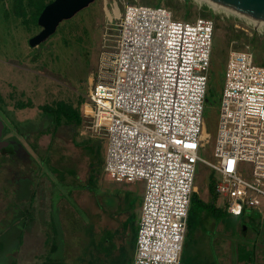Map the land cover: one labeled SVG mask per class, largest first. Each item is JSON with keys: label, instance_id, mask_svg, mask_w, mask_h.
<instances>
[{"label": "rangeland", "instance_id": "rangeland-1", "mask_svg": "<svg viewBox=\"0 0 264 264\" xmlns=\"http://www.w3.org/2000/svg\"><path fill=\"white\" fill-rule=\"evenodd\" d=\"M166 1L174 4L170 6L174 19L201 16L197 14L203 5L213 9L220 17L215 44L224 53V60L232 47V36L236 39L234 48L252 50L257 62L264 60V23L213 3L218 7L215 8L206 0H191V17L185 14V0H95L73 18L61 22L56 33L36 47L29 40L42 28L31 20L24 22L16 11V0H0V121L4 141L15 137L30 148L26 156L8 158L3 154L11 146L0 147V264H42L50 258L64 264H134L144 182L118 181L107 174L104 165L108 138L91 132L87 127L90 117L81 109L93 89L91 78L95 80L97 76L101 52L117 45L126 6L143 3L167 7ZM204 16L212 14L206 12ZM253 35L254 44L250 40ZM225 63L215 65L217 70L212 75L206 130L213 138L200 151L203 158L213 162L218 161L212 146ZM58 101L69 104L70 109H79L83 123L69 126L44 110ZM51 130L56 134L47 149L50 136L44 135L42 140L39 137ZM41 142L44 149L38 148ZM211 175L221 178L204 163L198 164L197 192L204 200L211 196ZM46 179L56 186L47 188L52 194L49 200L65 197L61 219L54 222L44 221L43 210H35L41 204V185ZM224 203L225 199L219 197L218 204L225 207ZM95 208L101 214L95 213ZM22 209H30L27 219ZM104 214L111 226L101 223ZM212 221L195 234L197 244L194 241L187 245V258L200 264H253L238 259L253 251L257 264L264 261V201L261 209H246L241 215L229 213L218 225ZM28 223L32 228L26 230ZM210 229L216 233L213 239ZM53 244L58 250L51 254Z\"/></svg>", "mask_w": 264, "mask_h": 264}, {"label": "built area", "instance_id": "built-area-1", "mask_svg": "<svg viewBox=\"0 0 264 264\" xmlns=\"http://www.w3.org/2000/svg\"><path fill=\"white\" fill-rule=\"evenodd\" d=\"M215 20L174 19L165 6L129 4L115 49L100 54L84 104L92 133L108 138L105 171L143 181L134 264H181L198 164L215 173L216 192L231 214L264 201V64L232 48L220 91L213 138L206 130Z\"/></svg>", "mask_w": 264, "mask_h": 264}, {"label": "trees", "instance_id": "trees-1", "mask_svg": "<svg viewBox=\"0 0 264 264\" xmlns=\"http://www.w3.org/2000/svg\"><path fill=\"white\" fill-rule=\"evenodd\" d=\"M52 1L53 0H16V5H15L16 11H18L19 15L24 17L25 23H27V22H29V20H31V22H33V23L35 22L37 25H39L38 24V18L40 16V14L42 13V11L46 7V5ZM166 2H167V8L171 9L170 6H174V4L171 3L170 1H166ZM161 5L162 4L154 5V6H161ZM182 5H184L185 7L188 8V9L186 8L185 14L190 16L189 12L191 9V0H185ZM198 10H200L201 12L197 15H201L203 17H205L204 15H206V12H210L212 14L211 17L215 18V32H216V28L218 26V22H219L220 17H218V15H216L213 12V9L209 5H203V6L199 7ZM232 37H230L233 40V41H231L232 47L230 48V50L235 47V45L233 46V42L236 41V39L234 37L233 38ZM250 40L254 44L256 42L255 41L256 40L255 35H253L250 38ZM216 44L214 41L212 75L216 69L215 65L219 64L220 66H222L223 62L224 61L226 62V60H224V59H226L224 53L221 54L219 52ZM263 47H264V44H263ZM252 53L255 56V53L253 51H252ZM256 59L257 58L255 56V60ZM258 61H260L261 64H264V60H258ZM209 93H211V86L209 89ZM67 105H69V104H66L63 101H58L57 103H54L53 106L47 105L44 108V110H46L49 113H53L56 116V119L58 120V122L65 121L69 126H71V125H75L76 127L80 126L83 123L82 113L79 111V109L74 110L72 107L70 109L69 107H67ZM215 186H216V178H214V175L213 176L211 175L209 177V188H210V195H211L209 200H204L203 198H201V196L198 192H194V194L192 196L191 207H190L189 216H188L187 233H186V237H185V245H184V250L182 253L181 264H185V262H188V264H192V263L193 264H200L198 262L194 263L193 259L186 257L185 248L187 247V245L191 244L194 241L197 244L198 241L196 240L195 234L199 230H203L204 227L206 226V224L211 223V221L213 220L212 223L214 222V224L218 225L220 222L224 221L226 219V217L229 215V212L227 211V209L218 204L219 196L216 192ZM30 209L32 210V208H30ZM30 209H27V210L22 209L21 210L22 214L24 215V218H26V215H27V213H29ZM210 232L212 233V236H213V237L211 236L212 237L211 239L215 238L216 233L214 231H212L211 229H210ZM57 250H58L57 245L53 244L52 249H51V254H54ZM256 258H257V255H255V253L252 251L250 255L244 256L243 258L239 257L238 259L242 260V261L247 260L249 263L252 262L253 264H257ZM43 264H64V262L61 260H58V259L50 258L46 262H44ZM203 264H213V263L208 261V262L203 263ZM262 264H264V262Z\"/></svg>", "mask_w": 264, "mask_h": 264}, {"label": "water", "instance_id": "water-1", "mask_svg": "<svg viewBox=\"0 0 264 264\" xmlns=\"http://www.w3.org/2000/svg\"><path fill=\"white\" fill-rule=\"evenodd\" d=\"M95 0H53L43 9L38 18V24L42 28L39 33L29 40L31 46L36 47L56 33L61 22L73 18L79 11L88 7ZM216 2L221 7L231 10L240 16L248 17L255 21L264 22V0H206ZM215 8H218L214 6ZM2 123L0 121V128ZM0 147L4 142L1 139Z\"/></svg>", "mask_w": 264, "mask_h": 264}, {"label": "crops", "instance_id": "crops-1", "mask_svg": "<svg viewBox=\"0 0 264 264\" xmlns=\"http://www.w3.org/2000/svg\"><path fill=\"white\" fill-rule=\"evenodd\" d=\"M86 103V101L84 102V104ZM84 104H83V107H82V113H83V115L85 114V111H84ZM73 127V126H72ZM54 134H56V131L55 132H53L52 130L51 131H46V132H43L41 135H40V137H39V139L40 140H42V137L44 136V135H49L50 136V140L46 143V145H45V147H47V149L53 144L52 143V140H53V138L55 137V135ZM26 137V136H25ZM15 137H9V138H6L7 139V141H5L4 142V144L3 145H6V144H8V146H11V149H9V151H21V153L23 154V155H28V153L30 152V148H28V147H26L23 143H20L16 138L14 139ZM1 139L4 141L5 140V137H4V134L1 136ZM28 139V138H27ZM74 141V140H73ZM28 145H29V143H28ZM42 146V147H41ZM44 146H43V143L41 142L40 143V147L38 146V148H40V149H44L43 148ZM18 156V155H17ZM45 183H47L46 185H45ZM42 184L43 185H41V187L43 188V194L41 195V204L39 203L38 205L39 206H36V208H35V210L37 209V212H39V211H41V210H43V212L46 214L45 215V218H44V221H52V222H54V220H56L57 219V221L59 220V219H61V217H60V212H62L63 211V208H64V199H65V197H59V198H57L55 201H54V199H52V200H49V198L51 197V196H48L49 194H51V193H49L48 192V190H47V188H56V186L54 185V183L53 182H50V180H48V179H46L45 181H43L42 182ZM32 188V187H31ZM76 191V190H75ZM52 195V194H51ZM80 200H81V203H83L82 202V199L80 198ZM43 204V206H40V205H42ZM85 204H87V203H85ZM49 205H51V206H49ZM89 205V204H88ZM90 206V205H89ZM42 212V213H43ZM95 213H99V212H97V208H95ZM54 214H55V216H54ZM99 214H101V213H99ZM42 215V214H41ZM102 217V221L103 222H101L103 225H104V227L105 226H111L112 225V223H111V220H109V219H107V216H106V214H104V215H101ZM25 219H27V218H25ZM32 220H33V218L31 219V223H32ZM30 225V226H29ZM34 227V226H33ZM60 227V226H59ZM32 227H31V224L30 223H28L26 226H25V229L26 230H29V229H31ZM61 228V227H60ZM52 249V248H51ZM57 252V251H56ZM55 252V253H56ZM264 261H262L261 262V264L263 263ZM43 264V263H42Z\"/></svg>", "mask_w": 264, "mask_h": 264}, {"label": "flooded vegetation", "instance_id": "flooded-vegetation-1", "mask_svg": "<svg viewBox=\"0 0 264 264\" xmlns=\"http://www.w3.org/2000/svg\"><path fill=\"white\" fill-rule=\"evenodd\" d=\"M0 132L2 133V135L4 134V127H3V125L0 128ZM17 155L19 157H22L21 155H23V154L21 153V151H9V152H7L6 155H5V153L3 154L4 157H8V158H10L11 156H17ZM135 250H136V246H135Z\"/></svg>", "mask_w": 264, "mask_h": 264}, {"label": "bare ground", "instance_id": "bare-ground-1", "mask_svg": "<svg viewBox=\"0 0 264 264\" xmlns=\"http://www.w3.org/2000/svg\"><path fill=\"white\" fill-rule=\"evenodd\" d=\"M213 3H214L215 5H217V6H221V5H219L218 3H216V2H212V4H213ZM214 4H213V6H215ZM116 14H117V15L120 14L118 8L116 9ZM257 22L260 23V24H261V23H262V24L264 23V22H261V21H259V20H258Z\"/></svg>", "mask_w": 264, "mask_h": 264}]
</instances>
